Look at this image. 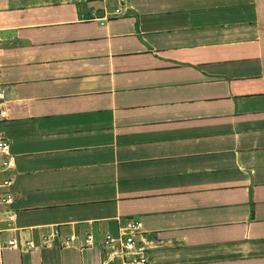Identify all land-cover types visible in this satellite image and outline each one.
I'll use <instances>...</instances> for the list:
<instances>
[{
    "label": "crops",
    "instance_id": "obj_1",
    "mask_svg": "<svg viewBox=\"0 0 264 264\" xmlns=\"http://www.w3.org/2000/svg\"><path fill=\"white\" fill-rule=\"evenodd\" d=\"M114 5L0 0L8 236L50 238L3 264H122L129 220L149 264H264V0Z\"/></svg>",
    "mask_w": 264,
    "mask_h": 264
},
{
    "label": "built area",
    "instance_id": "obj_2",
    "mask_svg": "<svg viewBox=\"0 0 264 264\" xmlns=\"http://www.w3.org/2000/svg\"><path fill=\"white\" fill-rule=\"evenodd\" d=\"M86 2L102 3L106 8L113 2V10L107 13L104 9V15L100 20L112 18H121L126 15V4L128 0H84ZM5 102V90L1 83L0 66V121L7 118V112L3 107ZM0 153L4 156L0 168L5 177L0 182V264H3V253L6 250H20L21 252H31L40 247H47L50 238H44L39 243L33 240H26L20 243L13 236H8L10 221L13 220L12 206L15 204V195L13 188L16 185V164L10 151V144L0 137ZM143 224L140 221L129 220L127 224L119 229L116 236L111 234L105 237L104 244L107 249H111V258H120L122 264H149L145 245L142 240L137 239L142 234ZM94 243L92 236H88L85 247H90Z\"/></svg>",
    "mask_w": 264,
    "mask_h": 264
}]
</instances>
